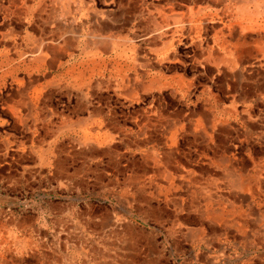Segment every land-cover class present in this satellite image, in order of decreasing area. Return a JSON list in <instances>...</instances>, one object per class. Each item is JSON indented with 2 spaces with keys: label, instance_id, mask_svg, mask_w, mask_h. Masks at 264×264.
<instances>
[{
  "label": "crops",
  "instance_id": "crops-1",
  "mask_svg": "<svg viewBox=\"0 0 264 264\" xmlns=\"http://www.w3.org/2000/svg\"><path fill=\"white\" fill-rule=\"evenodd\" d=\"M0 182L40 264H264V0H0Z\"/></svg>",
  "mask_w": 264,
  "mask_h": 264
},
{
  "label": "rangeland",
  "instance_id": "rangeland-1",
  "mask_svg": "<svg viewBox=\"0 0 264 264\" xmlns=\"http://www.w3.org/2000/svg\"><path fill=\"white\" fill-rule=\"evenodd\" d=\"M12 189H13V187H8V186H6L0 182V222L7 223L11 229H12L11 226H13V222L11 220L12 219L11 217H13V216L11 215L10 212L13 213V211H18V207H20L22 205L25 206L26 204H24L23 199H28L29 194H30L29 189H26L25 192H23V191L20 192L19 189H17V190H12ZM13 201H15V202H13ZM24 206H23V208H24ZM12 230H14V229H12ZM14 231L16 232L17 237L19 239V243H20V244L18 243L16 248H18V251H20L21 254H20V252H17V253L13 252L10 255L6 254V258H8V259H7V262L5 264H20V263H22V264H40L38 262V260L36 259L35 255H32L31 251L20 250V249H24V247H27V244H28L27 238H23L21 236V234L18 233V231H16V230H14ZM42 251L45 252V256H47L46 253L49 254V252H46L45 249H42ZM24 252H25V255H24ZM61 253L62 252H55V254L53 256L57 262H60L59 261L60 260L59 254H61ZM16 258H18V260L14 261L13 259H16ZM17 262H19V263H17ZM43 262H46V260H44Z\"/></svg>",
  "mask_w": 264,
  "mask_h": 264
},
{
  "label": "bare ground",
  "instance_id": "bare-ground-1",
  "mask_svg": "<svg viewBox=\"0 0 264 264\" xmlns=\"http://www.w3.org/2000/svg\"><path fill=\"white\" fill-rule=\"evenodd\" d=\"M155 23V21H154ZM157 23V22H156ZM250 39V38H249ZM208 51V50H207ZM207 57V56H206ZM220 59V58H219ZM7 221V220H6ZM9 221V220H8ZM9 223V222H8ZM23 241V240H22ZM19 239L14 230H12L7 223L0 222V264H5L7 262L6 254H11L18 251L17 245ZM20 244V243H19ZM26 244V243H25ZM20 246V245H19ZM21 248V247H20ZM27 253V252H26ZM19 254V253H18ZM21 254V252H20ZM25 255V252H24ZM12 256V255H11ZM14 257V256H13ZM28 257V256H27ZM10 260V259H9ZM14 261L18 258L13 259ZM19 263V262H17ZM21 264V263H20Z\"/></svg>",
  "mask_w": 264,
  "mask_h": 264
}]
</instances>
